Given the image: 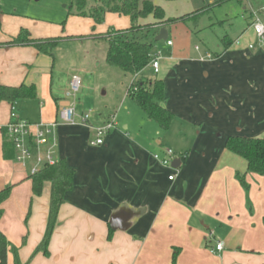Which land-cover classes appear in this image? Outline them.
<instances>
[{
	"label": "crops",
	"instance_id": "crops-1",
	"mask_svg": "<svg viewBox=\"0 0 264 264\" xmlns=\"http://www.w3.org/2000/svg\"><path fill=\"white\" fill-rule=\"evenodd\" d=\"M245 1L247 6L242 8L248 28L241 39L227 37L231 45L220 55L198 54V47L194 55L190 30L175 24L169 29L179 36L177 43L168 27L161 29L167 33L166 41H156L161 30L155 31L154 42L172 47L165 56L152 52L158 73L153 72L151 62L134 77L109 67L107 42L90 38L109 29L129 28L128 18L106 14L103 24L94 25L90 19L74 17L69 22L73 31L66 33L54 21L8 11L1 3L0 44L25 31L33 40L81 37L57 47L82 43L86 49L80 63L76 59L58 66L54 56L39 54L32 47L0 46V86L26 84L37 91V100L13 105L20 119L34 125L58 122V109L71 103L65 93L72 75L84 77L83 100L75 105L78 116L89 110L98 112L89 105L97 78H112L120 82V88L128 78L122 102L129 99V87L136 81L160 80L163 107L172 116L168 129L177 128L185 141L174 149L179 165L166 168L153 159L158 154L152 150L159 147L139 133L132 136L129 125L122 126L121 132L116 124L102 146L91 147L93 130L106 124L105 119L95 116L85 125L79 120L75 125L59 124L56 156L74 174L44 255L36 250L46 230L51 185L45 183L41 195L34 196L30 164L3 158L2 131L10 121L11 105L1 103L0 191L13 187L0 219V232L9 243L7 264H264V193L255 178L258 175L248 173L246 162L225 147L232 137L264 135V44L258 45L250 27L253 14L264 20V7L263 0ZM220 2L179 0L156 5L166 18H179ZM140 23H153V19ZM177 29L181 34H176ZM207 54L212 60L205 59ZM237 174L250 184L248 190L237 181ZM170 176L174 180L169 181ZM218 243L222 250L211 252Z\"/></svg>",
	"mask_w": 264,
	"mask_h": 264
},
{
	"label": "trees",
	"instance_id": "trees-1",
	"mask_svg": "<svg viewBox=\"0 0 264 264\" xmlns=\"http://www.w3.org/2000/svg\"><path fill=\"white\" fill-rule=\"evenodd\" d=\"M159 1L179 0H72L68 15L90 19L94 25L103 24L106 14L128 18L129 28L109 29L105 34L92 35L90 38L107 42L106 64L109 67L117 68L124 74L134 77L153 61V45L152 42L147 41V37L154 41L156 30L159 31L175 24H186L189 20L197 22L205 9L200 8L179 18H166L164 11L156 5ZM150 17L153 23H140ZM80 38L72 36L33 40L29 39L27 32L22 31L15 39L6 44H0V46L32 47L39 54L53 57L54 49L61 42ZM226 38L222 40L224 49H228L231 45ZM128 98L137 108L145 112L148 119L156 122L161 129H168L172 116L163 107L164 84L162 81L138 80L129 87ZM35 100H37V91L33 85L22 84L15 88L0 86V104L7 103L12 107L17 102ZM2 134V156L5 160L14 159L13 145L6 138L5 130ZM225 147L228 152L246 162L248 173L264 177V135L260 138L232 137L226 141ZM73 174V171L59 160L56 165L45 167L37 174L29 176L31 190L36 197L41 195L45 183L51 185L46 230L36 252L48 254L47 246L56 225L59 209L64 201V194L72 188ZM236 179L245 190H248L244 176L237 174ZM12 188V186H7L0 191V219L3 215L2 206L10 197ZM110 237L108 235V239ZM24 243L25 238L22 244ZM8 247V241L0 232V264H7Z\"/></svg>",
	"mask_w": 264,
	"mask_h": 264
},
{
	"label": "rangeland",
	"instance_id": "rangeland-1",
	"mask_svg": "<svg viewBox=\"0 0 264 264\" xmlns=\"http://www.w3.org/2000/svg\"><path fill=\"white\" fill-rule=\"evenodd\" d=\"M211 1L219 2L221 0ZM71 2L72 0H2V7L8 11H16L19 14H22L25 11L37 18L54 21L58 23L57 25L60 27V31L69 33L73 31L69 22L72 23V18L75 17L68 15ZM243 6H247L245 0H231L226 2L222 0V2L217 5L205 7L204 13L197 22H195V20H189L186 24H183L191 32L190 51H192L194 55H197L194 48L198 47L200 51L198 54L207 51L215 57L216 55H220L223 51L221 42L224 38L228 37L232 41H235L238 38L241 39L242 33L248 28L249 21V19L246 18L247 13L243 11ZM180 30L181 29H177L178 33L176 32V34H181ZM167 32L172 34L171 38H174L173 41L177 43L179 36L176 37V35H174L175 32L171 31L169 27ZM146 39L147 41L152 42L153 54L159 51L160 54L165 56L168 55L170 50H172V47H166L165 42H154L150 37H147ZM85 52L86 49L82 43L58 46L53 53L55 65L65 66L76 59L78 60V63H80L81 59L85 58L83 56ZM117 72L122 74L119 70H117ZM55 76L56 75H54V77ZM83 78L81 77L82 80ZM156 78L159 79L160 76H157ZM103 79L104 80L97 78L94 81V83H97V88H93V90L91 89L89 94V97L91 98L89 105L96 107L98 112H92L89 110L86 111L84 115H89L90 119L95 116L102 117V119L106 120L105 123L111 122L113 119L115 125L119 124L121 132H123L122 128L129 125L130 129L128 133L132 134V136L139 133L141 136L146 137L148 143H151L154 147H159L158 149H153L152 153H156L160 157L164 156L167 150H172L174 152L175 147L184 144L185 141H181L180 136L177 133V128L172 126L168 130H163L156 123L149 121L145 112L135 107L129 99H126V101L124 100L123 102L121 101L120 97L125 96L127 90L126 87L129 84L128 78H125L128 81L124 83L123 88H120V82H115L112 78ZM125 79L123 78L122 82H124ZM85 83L89 86L94 85L91 81H83V84ZM119 90H121L120 93ZM121 92L123 94H121ZM78 99L80 102L83 100L82 88L76 95L75 100L72 98L69 100L76 105ZM116 121L118 123H116ZM158 142L161 143L160 146L158 145ZM15 163L17 162L15 161ZM255 178L258 182L259 188L264 193V177L255 176ZM246 184L247 186H250L248 182H246Z\"/></svg>",
	"mask_w": 264,
	"mask_h": 264
},
{
	"label": "built area",
	"instance_id": "built-area-1",
	"mask_svg": "<svg viewBox=\"0 0 264 264\" xmlns=\"http://www.w3.org/2000/svg\"><path fill=\"white\" fill-rule=\"evenodd\" d=\"M1 3L0 0V6ZM253 16L254 19L250 27L257 38L258 45L262 46L264 44V20L256 17V14H253ZM168 45L170 46L171 43L168 42ZM249 49H253V46H249ZM205 59L210 61L212 60V56L207 54ZM151 67L155 74L158 73L159 64L156 60L152 61ZM81 88V78L78 75H72L68 83L65 98H72L75 100L76 95ZM57 117L58 122L56 123L50 125H34L20 119L15 112V108L13 106L11 107L10 121L5 127V135L13 145L15 151L14 160L23 165L30 164V176L37 174L45 167H52L58 163L59 160L56 156L57 140L55 137V130L59 124L75 125L79 120L85 125L89 120V115L78 116L73 103L61 106L57 111ZM114 128L115 124L113 119L111 122L95 128L93 130V139L90 141L89 145L91 147L102 146L106 136ZM153 159L159 162L161 166L170 168L172 162L179 159V157L172 150H167L163 158L154 155ZM172 180H174V176L169 177V181ZM222 248V244L218 243L215 249L211 250V252H220Z\"/></svg>",
	"mask_w": 264,
	"mask_h": 264
},
{
	"label": "water",
	"instance_id": "water-1",
	"mask_svg": "<svg viewBox=\"0 0 264 264\" xmlns=\"http://www.w3.org/2000/svg\"><path fill=\"white\" fill-rule=\"evenodd\" d=\"M166 39H167V33H166V31L165 30H161L160 32H159V36L157 37V39H156V41H159V40H163V41H166ZM179 161L178 160H174L173 162H172V167L174 168V167H176V165L178 166L179 165Z\"/></svg>",
	"mask_w": 264,
	"mask_h": 264
}]
</instances>
